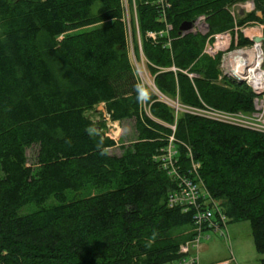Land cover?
Returning a JSON list of instances; mask_svg holds the SVG:
<instances>
[{
    "label": "trees",
    "instance_id": "obj_1",
    "mask_svg": "<svg viewBox=\"0 0 264 264\" xmlns=\"http://www.w3.org/2000/svg\"><path fill=\"white\" fill-rule=\"evenodd\" d=\"M134 1L146 71L158 94L141 86L129 58L123 0H0V264L178 259L179 246L192 238L194 212L168 206L176 183L158 157L170 137L179 175L191 177L189 150L227 222H248L255 251L264 254V135L173 104L252 111L251 90L219 79L220 57L201 55L207 37L179 31L200 15L210 35L233 30L228 9L245 0H166L169 47L165 36L146 38L164 30L155 0ZM252 1L262 17L251 13L239 26L264 24V0ZM131 27L138 58L133 17ZM101 104L111 122H134L135 138L120 145V155L108 152L118 145L105 137L106 122L89 116ZM33 146L34 169L26 164ZM86 187L99 193L67 201V191ZM49 199L57 204L42 207ZM30 203L40 208L19 216Z\"/></svg>",
    "mask_w": 264,
    "mask_h": 264
},
{
    "label": "built area",
    "instance_id": "obj_2",
    "mask_svg": "<svg viewBox=\"0 0 264 264\" xmlns=\"http://www.w3.org/2000/svg\"><path fill=\"white\" fill-rule=\"evenodd\" d=\"M155 3L159 11L160 20L164 22V30L159 32H148L146 38L152 42H157L158 39L165 36L167 37L165 46L169 47L171 42L169 33L172 30V26L166 22L165 10L170 7V4L166 0H155ZM126 22L124 18L125 25ZM206 31H208L206 18L205 16H200L191 23V28L189 30L181 32V36L187 34L205 36L207 34ZM241 32L240 30V33ZM242 35L250 44L243 45L242 48L229 52L228 50L230 49L231 43L235 46L237 45L236 33L232 35L229 31H224L215 35H210L204 43L201 55L214 58L221 54L219 65L221 75L219 79L224 77L230 81L242 82L245 84L253 94L252 111L250 113H230L207 106H203V108H190L181 107L177 104L176 106L174 105V108L177 111L264 135V65H262L264 56L261 49V46H263L261 44L264 39L254 32L251 34L250 31L248 35L244 32ZM254 38H261L262 42L254 43ZM238 46L240 45L238 44ZM188 77L192 78L193 75L188 74ZM164 102L168 104V102ZM109 122L111 121L109 120ZM171 129L174 131V127H171ZM105 137L114 141L107 133H105ZM172 142L173 137H170L167 148L158 157L161 167L167 171L168 175L176 183L175 190L172 191L168 197V206L170 208L179 206L183 208L184 212L190 209L194 212V217L192 238L179 246L178 259L167 264H201L199 259V246L204 232L212 231L214 234H218L225 241L226 245L230 247L227 219L219 206L211 198L208 191L204 188L198 174L200 167L199 163L193 160L189 150L188 158L191 162V177L185 178L179 175V168L176 166L177 162L175 160L176 151ZM205 238L208 239V237ZM232 261H234V259L231 255V260L229 262L217 264H231Z\"/></svg>",
    "mask_w": 264,
    "mask_h": 264
},
{
    "label": "rangeland",
    "instance_id": "obj_3",
    "mask_svg": "<svg viewBox=\"0 0 264 264\" xmlns=\"http://www.w3.org/2000/svg\"><path fill=\"white\" fill-rule=\"evenodd\" d=\"M252 0H245L242 3H237L234 5H231L229 7V12L232 15L234 19V26L233 30H226L229 31L232 35L235 33L239 36H243V32L247 35L250 31L251 34L256 33L264 39V24H260L257 22L252 21H246L242 26H239L237 24V21H242L247 17V15L254 13L259 18L262 17L261 13L256 10L254 3H252ZM123 7H124V16L126 19V29H127V35H128V50H129V58L131 60V63L134 67V70L139 78L140 84L142 87H149L150 89H153V92L158 94L155 87L153 86L152 79L149 77L147 71H146V61L143 57L142 50H141V40L138 34L137 24H136V7H135V1L132 0V6L131 8L128 5L127 0H123ZM204 16V15H200ZM198 16V17H200ZM131 17L134 19V25L136 30V45H137V54L134 52V42H132L131 37ZM196 17V18H198ZM195 18V19H196ZM206 18V16H205ZM207 23V19H206ZM208 31L205 35L206 37L210 36L209 27L207 24ZM240 30L242 31L240 33ZM224 32V31H223ZM221 33V32H219ZM218 34V33H215ZM212 34V35H215ZM237 36V45L235 46L233 43L230 45L229 51H234L236 49L242 48V46H238L239 39ZM233 39V38H232ZM263 56H264V41L261 44ZM263 47V48H262ZM220 55L216 57H220ZM216 57L211 59H216ZM217 60V59H216ZM220 65V62H219ZM264 65V62L263 64ZM154 87V88H153ZM151 89V90H152ZM161 98V97H160ZM162 100L168 102L169 105H172L170 101H168L166 98H161ZM176 106V102L173 103ZM104 105L101 104L96 108V111H89V116L92 118L95 122H106V129L105 133H107L110 137L114 139V141L117 143L118 147H115L111 150H109V154L113 155H120L121 149L119 148L120 145L124 144L125 146L128 145L130 142H132L135 138V128H134V122L127 121L123 123H111L109 122V116L105 113H103ZM182 107V106H181ZM192 108V107H190ZM189 108V109H190ZM105 110V109H104ZM193 110V109H192ZM185 113V112H184ZM38 148L37 146H33L30 149L26 150V164L28 167L35 168L36 165V156H37ZM99 192L94 190L91 187H86L85 189L79 191V192H73V191H67L65 193L67 201L71 200H79L83 199L85 197H88L93 194H98ZM57 202L54 199H49L44 204H42V207H52L55 206ZM40 207H38L34 203H30L24 207H22L20 210H18L19 216H25L31 213L36 212ZM227 230L230 237V247H228L225 243V241L218 235L214 234L212 231H207L202 234V238L200 241L199 246V259L201 264H217V263H225L229 262L231 260V255L234 261L231 262V264H261V261L264 259V254H258L255 251L253 240L251 236V230L250 225L248 222H227ZM205 237H208L206 239ZM231 251V254H230Z\"/></svg>",
    "mask_w": 264,
    "mask_h": 264
},
{
    "label": "water",
    "instance_id": "obj_4",
    "mask_svg": "<svg viewBox=\"0 0 264 264\" xmlns=\"http://www.w3.org/2000/svg\"><path fill=\"white\" fill-rule=\"evenodd\" d=\"M258 16H260V15H258ZM190 28H191V23H189V22H185V23H182V24L180 25V27H179V31H180V32H185V31L189 30ZM253 42H254V43H260V42H262V39H261V38H254ZM237 83H238V82H237ZM239 83H242V82H239ZM100 108L103 109L102 111H103V113H105L104 108H102V107H100Z\"/></svg>",
    "mask_w": 264,
    "mask_h": 264
},
{
    "label": "crops",
    "instance_id": "obj_5",
    "mask_svg": "<svg viewBox=\"0 0 264 264\" xmlns=\"http://www.w3.org/2000/svg\"><path fill=\"white\" fill-rule=\"evenodd\" d=\"M124 122H127V121H124ZM123 123V122H122Z\"/></svg>",
    "mask_w": 264,
    "mask_h": 264
}]
</instances>
